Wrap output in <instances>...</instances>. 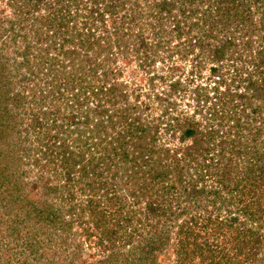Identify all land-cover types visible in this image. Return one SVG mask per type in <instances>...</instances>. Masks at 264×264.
Returning a JSON list of instances; mask_svg holds the SVG:
<instances>
[{"label":"trees","instance_id":"obj_1","mask_svg":"<svg viewBox=\"0 0 264 264\" xmlns=\"http://www.w3.org/2000/svg\"><path fill=\"white\" fill-rule=\"evenodd\" d=\"M0 1V264H264V0Z\"/></svg>","mask_w":264,"mask_h":264},{"label":"rangeland","instance_id":"obj_2","mask_svg":"<svg viewBox=\"0 0 264 264\" xmlns=\"http://www.w3.org/2000/svg\"><path fill=\"white\" fill-rule=\"evenodd\" d=\"M4 10H6V13H4L5 14V16L4 15H1V13H0V19H2V18H5L6 19V23L4 22L3 24H1L0 23V33L2 32V31H4V30H8V29H10L11 28V24L10 23H7L8 22V16H11V13H12V11L11 10H9V9H6V7L4 6V4H3V2H1L0 1V11H4ZM29 24H31V22L29 23ZM30 25H28L27 26V31H29L30 30ZM1 28H3V29H1ZM19 32H24L23 30H21V31H19ZM11 34H13L12 32L11 33H7V34H5L1 39H0V47H2L1 45V43L3 42V46H7L9 43H10V41H11V38L12 37H14V36H16L15 37V39H16V42H20V43H22L23 42V40L22 39H20V38H22L23 36H22V34H18V31H15L14 32V35H11ZM33 35H34V33L28 38V39H26L27 41H31V42H33L34 41V39H32V37H33ZM18 36V37H17ZM10 49V48H9ZM48 53L49 54H54V52L53 51H48ZM1 54H4V50L2 51V53ZM8 56H12L11 55V53L8 55ZM50 56V55H49ZM130 74V73H129ZM131 75V74H130ZM212 178H210V179H208L207 181V184L208 185H210L211 184V182H212Z\"/></svg>","mask_w":264,"mask_h":264}]
</instances>
